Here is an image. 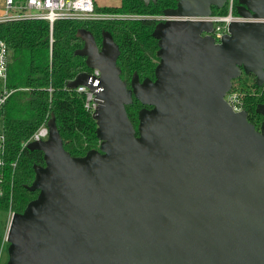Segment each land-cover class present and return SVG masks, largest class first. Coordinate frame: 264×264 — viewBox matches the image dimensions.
Masks as SVG:
<instances>
[{
  "label": "water",
  "instance_id": "obj_1",
  "mask_svg": "<svg viewBox=\"0 0 264 264\" xmlns=\"http://www.w3.org/2000/svg\"><path fill=\"white\" fill-rule=\"evenodd\" d=\"M144 4L156 0H142ZM226 0H175L152 36L153 79L129 87L108 31L100 46L79 28L75 54L97 68L68 82L87 86L96 106L97 148L66 151L55 117L48 135L26 144L43 152L26 188L38 190L13 212L4 264H264V118L258 128L224 95L252 74L264 84V22L232 21L220 42L208 16ZM236 13L264 18V0H237ZM136 98V128L125 106ZM264 117V102L256 107Z\"/></svg>",
  "mask_w": 264,
  "mask_h": 264
},
{
  "label": "trees",
  "instance_id": "obj_2",
  "mask_svg": "<svg viewBox=\"0 0 264 264\" xmlns=\"http://www.w3.org/2000/svg\"><path fill=\"white\" fill-rule=\"evenodd\" d=\"M234 0L233 13H236ZM175 0H121L118 6H97L96 10L142 17L103 20H57L52 28L41 19H19L0 22V39L6 43L7 80L11 90L0 118L5 134L4 165L0 168V210L21 212L36 197L38 190L26 188L34 177L33 165H44L43 152L30 150L23 143L53 114L63 147L73 156H82L97 148L96 121L84 106L85 95L67 84L80 72L90 70L85 57L75 54L83 46L76 35L79 28L90 31L98 46L102 31H108L119 47L116 65L127 86L133 73L142 80L153 78L158 62L157 40L152 36L155 24L165 8L174 7ZM227 4L213 12L226 13ZM50 36L52 41H50ZM1 88V85H0ZM230 91H238L244 100L247 119L257 128L263 116L256 112L264 102V85L257 86L252 74H242L232 81ZM143 105L133 97L125 106L136 128L138 110ZM0 235V251L4 244ZM7 245V242H6Z\"/></svg>",
  "mask_w": 264,
  "mask_h": 264
},
{
  "label": "built area",
  "instance_id": "obj_3",
  "mask_svg": "<svg viewBox=\"0 0 264 264\" xmlns=\"http://www.w3.org/2000/svg\"><path fill=\"white\" fill-rule=\"evenodd\" d=\"M227 11L226 13L212 12L208 16H194V17H180L189 19H198L210 21L212 23V29L209 32H202V34H210L213 36L215 42H220L222 36L228 33V25L232 21L240 20H259L264 22V18L250 19L245 18L237 13H233L234 0H226ZM97 5L94 0H0V22L7 20H19V19H41L48 21L50 28L57 20H103V19H115V18H131L136 19L142 17L139 14H122L112 13L96 10ZM160 20L164 19L163 15L158 16ZM50 41L52 37L50 36ZM6 43L0 39V111L4 105L11 90L6 87L7 80V61H6ZM90 78H94V84L97 83V78L100 75V71L97 68H92L87 71ZM264 85V84H263ZM77 92L85 95L84 106L87 110L93 112L96 103L94 102V96L90 89L85 85H78L75 87ZM224 99L227 104L234 111L244 110L243 96L238 91H228L224 95ZM1 120V118H0ZM48 135V128L46 123L41 124L38 129L26 140L23 145L25 146L32 140H42ZM5 134L2 128V122L0 123V168L4 165L2 154L4 153ZM0 175V183H1ZM1 194V187H0ZM13 212L10 214V218Z\"/></svg>",
  "mask_w": 264,
  "mask_h": 264
},
{
  "label": "crops",
  "instance_id": "obj_4",
  "mask_svg": "<svg viewBox=\"0 0 264 264\" xmlns=\"http://www.w3.org/2000/svg\"><path fill=\"white\" fill-rule=\"evenodd\" d=\"M100 1H101V3H106V5H109V6H118L120 4V2H121V0H100ZM100 5L101 4H99L97 6L100 7ZM0 123H1V120H0ZM3 212L6 214V216H4V219H3V222H2L3 223V227H2V230L0 231V235L3 236L4 241H5V236H6L8 225H9V221H10L11 211H3Z\"/></svg>",
  "mask_w": 264,
  "mask_h": 264
},
{
  "label": "rangeland",
  "instance_id": "obj_5",
  "mask_svg": "<svg viewBox=\"0 0 264 264\" xmlns=\"http://www.w3.org/2000/svg\"><path fill=\"white\" fill-rule=\"evenodd\" d=\"M94 1L97 5L101 4L100 7L109 6V5H106V3H101L100 0H94ZM4 216H6V214L2 210H0V231L2 230V227H3L2 222H3ZM6 246L7 245H6V241H5L2 248H1V251H0V264H4L6 261V257H7Z\"/></svg>",
  "mask_w": 264,
  "mask_h": 264
},
{
  "label": "flooded vegetation",
  "instance_id": "obj_6",
  "mask_svg": "<svg viewBox=\"0 0 264 264\" xmlns=\"http://www.w3.org/2000/svg\"><path fill=\"white\" fill-rule=\"evenodd\" d=\"M153 79V78H152Z\"/></svg>",
  "mask_w": 264,
  "mask_h": 264
}]
</instances>
